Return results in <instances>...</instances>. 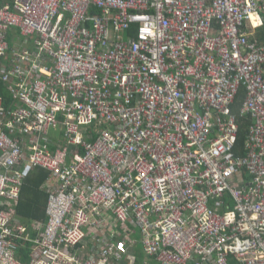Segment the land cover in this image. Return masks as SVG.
Masks as SVG:
<instances>
[{
  "label": "built area",
  "instance_id": "1",
  "mask_svg": "<svg viewBox=\"0 0 264 264\" xmlns=\"http://www.w3.org/2000/svg\"><path fill=\"white\" fill-rule=\"evenodd\" d=\"M261 25L264 0H0V264H264Z\"/></svg>",
  "mask_w": 264,
  "mask_h": 264
},
{
  "label": "trees",
  "instance_id": "2",
  "mask_svg": "<svg viewBox=\"0 0 264 264\" xmlns=\"http://www.w3.org/2000/svg\"><path fill=\"white\" fill-rule=\"evenodd\" d=\"M255 37L264 43V25H261L255 29ZM0 94L3 99L4 106L9 108L13 106V98L9 91L8 85L0 83ZM243 93H240L236 100V105L233 106V111H236L237 106L243 99ZM239 131L237 136V142L235 145V153L243 154V144L245 139V133L249 121L245 118L238 119ZM47 171L41 168H35L31 170L22 186L21 197L17 204V212L27 221L32 219H43L45 221V205H46V193L40 190L42 182L46 179ZM230 207H232V202L228 201ZM21 259L25 261L27 259V250L22 249Z\"/></svg>",
  "mask_w": 264,
  "mask_h": 264
},
{
  "label": "rangeland",
  "instance_id": "3",
  "mask_svg": "<svg viewBox=\"0 0 264 264\" xmlns=\"http://www.w3.org/2000/svg\"><path fill=\"white\" fill-rule=\"evenodd\" d=\"M14 31H16L15 29H13ZM14 35H18L16 32H10L9 33V38L11 39V40H15L14 38H12V36H14ZM16 42H17V44L18 45H16V46H14V47H16V48H23L24 46H23V41H22V39H20V38H18V39H16ZM49 135H50V137L54 140V141H60L61 140V135H58V133L57 132H54L53 130H51L50 132H49ZM139 237V235L137 234V238ZM141 257V256H140Z\"/></svg>",
  "mask_w": 264,
  "mask_h": 264
},
{
  "label": "crops",
  "instance_id": "4",
  "mask_svg": "<svg viewBox=\"0 0 264 264\" xmlns=\"http://www.w3.org/2000/svg\"><path fill=\"white\" fill-rule=\"evenodd\" d=\"M16 32V31H15ZM58 133V135H60V132H57ZM47 177V176H46ZM45 181V180H44ZM43 181V182H44ZM43 182H42V184H41V186H40V190L41 191H43V188H42V185H43ZM44 192V191H43ZM23 218V217H22ZM46 218V217H45ZM26 220V219H25ZM32 220H34V219H32ZM27 221V220H26ZM35 222H37V223H41V224H43V222H44V218L41 220V219H35L34 220Z\"/></svg>",
  "mask_w": 264,
  "mask_h": 264
},
{
  "label": "bare ground",
  "instance_id": "5",
  "mask_svg": "<svg viewBox=\"0 0 264 264\" xmlns=\"http://www.w3.org/2000/svg\"><path fill=\"white\" fill-rule=\"evenodd\" d=\"M251 18H252V22H253L254 24H258V18H257V16H256L255 14H252V15H251Z\"/></svg>",
  "mask_w": 264,
  "mask_h": 264
}]
</instances>
